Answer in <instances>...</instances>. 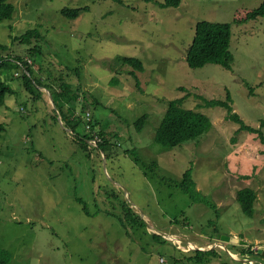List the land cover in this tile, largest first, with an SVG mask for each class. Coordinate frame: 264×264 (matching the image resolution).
I'll return each instance as SVG.
<instances>
[{"label":"rangeland","instance_id":"1","mask_svg":"<svg viewBox=\"0 0 264 264\" xmlns=\"http://www.w3.org/2000/svg\"><path fill=\"white\" fill-rule=\"evenodd\" d=\"M163 1L10 0L16 11L12 20H0V44L7 46L0 57L31 59L42 82L63 77L72 90L80 88L76 115L84 120L72 131L50 91L40 87L34 96L22 78L10 80L15 92L0 106L6 126L0 133V248L11 254L10 264H198L181 254H190L189 245L217 252L206 264H264L241 253L248 245L252 251L264 246V145L231 118L264 132V17L233 23L237 9L263 0H183L177 8H162ZM79 7L88 10L76 19L61 14ZM205 20L231 24V70L188 65L196 25ZM36 28L43 38L19 40ZM36 44L41 53L32 57ZM125 57L142 61L145 71L125 64ZM116 77L119 84H111ZM175 99L207 116L211 128L165 150L155 134ZM212 100L228 103L232 112L208 106ZM145 114L138 132L135 123ZM87 123L98 124L91 129ZM99 131L113 143L107 157L98 147ZM78 133L94 136L87 151ZM190 167L212 207L193 202L179 186ZM244 188L256 191L254 217L237 200ZM113 191L117 199L109 201ZM123 203L146 228L126 230L105 214H123Z\"/></svg>","mask_w":264,"mask_h":264},{"label":"trees","instance_id":"2","mask_svg":"<svg viewBox=\"0 0 264 264\" xmlns=\"http://www.w3.org/2000/svg\"><path fill=\"white\" fill-rule=\"evenodd\" d=\"M182 1L183 0H164L162 3H160V7L177 8L180 6ZM119 2H121V0H119ZM83 10H88V7H79L74 9L64 8L61 10V14L65 17L76 19L80 16ZM15 11L16 7L10 2V0H0V20H12ZM260 17H264V0L257 8L237 9L235 11L233 23L237 25H243L251 20H255ZM36 38H43L42 33L38 28L28 30L25 34L20 36L19 40L24 44H31L32 40ZM231 39V24L210 22L206 20L198 22L196 25L193 42L190 48L187 50L186 61L188 65L191 68H201L207 64H216L221 65L228 70H231L234 62V57L230 50ZM0 49H7V46L0 44ZM30 53L32 57L40 55V45L36 44L35 47L30 51ZM123 62L125 64L133 66L141 72L145 71L143 62L137 58L125 57L123 59ZM19 64L23 66L24 71H22V74L16 75L15 70L18 72L20 71ZM31 66L32 64H29L27 59L24 61L21 58L15 59L12 57H0V71L5 72L8 71L9 68L14 69L12 77H10V75H5V77L3 78L0 77V106L4 105L7 95L13 94L15 92L14 88L10 85V80L15 79L16 77H20L23 80V85L25 86L26 90L34 94V96L41 95L39 91L40 87H44L49 90L52 95L54 105L58 110L59 115H61L62 117L61 119L69 129L76 132L81 124L84 123L83 118L76 115V103L79 99L80 88L72 90V85L65 82L63 77L55 78L54 82H42L39 76L36 77L34 75ZM132 74L135 76L134 72H132ZM111 84H119V80L117 79V77L111 80ZM139 84L140 83L138 80L137 85L139 86ZM181 103L182 99H175L170 101L166 114L156 131L155 141L157 144L165 148V150L174 149L176 147L184 145L185 143L194 141L202 137L211 128V122L207 116L197 111L185 109L181 106ZM207 105H221L226 107L229 112H232L233 110L232 107L228 105V103L221 101H207ZM54 118L56 119V117ZM147 118L148 115L145 114L136 121L135 126L138 132L142 131ZM231 118L235 120L236 123L240 124L241 130H247L257 133L262 144L264 145L263 131L254 129L246 125L238 115H232ZM97 124L87 123L86 126L91 129H95ZM5 130L6 126L4 125V123H0V133L4 132ZM77 135L79 136V144L81 148L84 151H87L89 141L94 140V136H91L90 133L84 136L80 135L79 133ZM98 136L103 138V141L99 143L98 147L105 154V157H107V151L111 150V146L113 143L111 142V139L106 138L104 131H99ZM134 151L137 155L135 149ZM134 151H127V153H134ZM136 161L139 162V159H136ZM179 186L181 187L183 192L190 196L193 202L201 203L209 207L213 206L211 202L197 189L196 182L193 178V170L191 167L186 169L183 173L182 180L180 181ZM107 195H109V198L111 199L109 201L117 199L115 191H113L112 194ZM256 199V191L251 188H244L237 194V200L240 203L243 212L249 217H254ZM78 201L81 204L84 203L80 199ZM84 210L86 214L90 215L86 206ZM122 210L123 214H116L110 210H106L105 214L116 217L126 230H129V228H131V230L134 229L135 231H137V228L147 227L145 219H143L141 215L137 213L132 207L128 206L127 203H123ZM176 221L178 222V220ZM153 236L156 239H163L164 241H166L162 236L155 233L153 234ZM252 248V245L242 247L241 253L251 256V258L256 257L257 255L258 257H261L260 259L264 260V254L259 253L258 251H252ZM189 252L193 255H186L187 253L182 252L181 254H184L187 260L197 262L198 264H206V261L209 260L210 257L218 255L215 250L194 249L192 251L189 250ZM10 262L11 254L7 250L0 248V264H10Z\"/></svg>","mask_w":264,"mask_h":264},{"label":"water","instance_id":"3","mask_svg":"<svg viewBox=\"0 0 264 264\" xmlns=\"http://www.w3.org/2000/svg\"><path fill=\"white\" fill-rule=\"evenodd\" d=\"M50 100H51L52 103L54 102L51 94H50ZM53 106L56 109L54 103H53ZM217 240H221L222 242H226V243H228V242L241 243V244L244 243V241L241 242L238 237H231V236H221V235H218L217 236ZM262 251H263V254H264V246L260 247L258 252L259 253H262Z\"/></svg>","mask_w":264,"mask_h":264},{"label":"clouds","instance_id":"4","mask_svg":"<svg viewBox=\"0 0 264 264\" xmlns=\"http://www.w3.org/2000/svg\"><path fill=\"white\" fill-rule=\"evenodd\" d=\"M28 60H31V59H28ZM29 63V62H28ZM29 64H33V61L31 60V63H29ZM19 68H20V71H24V68H23V66L21 65V64H19ZM20 74V72H17L16 73V75H19ZM49 91V90H48Z\"/></svg>","mask_w":264,"mask_h":264},{"label":"built area","instance_id":"5","mask_svg":"<svg viewBox=\"0 0 264 264\" xmlns=\"http://www.w3.org/2000/svg\"><path fill=\"white\" fill-rule=\"evenodd\" d=\"M28 62L31 63V60H28ZM88 115H89V117H90V114H89V113H88ZM192 248H193V246H192V245H189V247H188L187 250H190V249H192Z\"/></svg>","mask_w":264,"mask_h":264},{"label":"bare ground","instance_id":"6","mask_svg":"<svg viewBox=\"0 0 264 264\" xmlns=\"http://www.w3.org/2000/svg\"><path fill=\"white\" fill-rule=\"evenodd\" d=\"M167 237H169V238H173V236H170V235H168V234H167ZM178 241H180V240H178Z\"/></svg>","mask_w":264,"mask_h":264}]
</instances>
